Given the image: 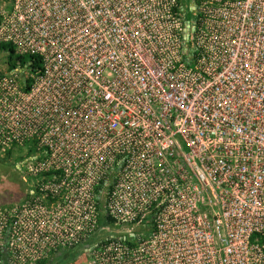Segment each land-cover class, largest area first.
Masks as SVG:
<instances>
[{
	"label": "built area",
	"instance_id": "1",
	"mask_svg": "<svg viewBox=\"0 0 264 264\" xmlns=\"http://www.w3.org/2000/svg\"><path fill=\"white\" fill-rule=\"evenodd\" d=\"M9 2L40 69L0 74V154L31 150L0 264H264V0H188L187 59L178 0Z\"/></svg>",
	"mask_w": 264,
	"mask_h": 264
},
{
	"label": "rangeland",
	"instance_id": "2",
	"mask_svg": "<svg viewBox=\"0 0 264 264\" xmlns=\"http://www.w3.org/2000/svg\"><path fill=\"white\" fill-rule=\"evenodd\" d=\"M183 13L185 18L190 20L192 12L189 10V4L185 1L182 3ZM0 8L5 11L10 10L9 0H0ZM8 56L0 52V74L7 75L11 71H8L9 67L7 64ZM29 149H17L11 153V156L7 157V160H1L5 155L0 154V206L1 207H11L17 204L18 202L26 198V190L28 182H25L23 179L27 180L23 170L22 164H24L26 158L29 157ZM17 156L19 160L17 161ZM13 163V164H12ZM100 226L106 227L105 233L96 235L92 237L89 241L90 245H93L97 240H100L106 236L116 234L121 232L123 234V229L118 225H105L100 223ZM89 246V245H88ZM87 255L84 252H81L79 256L67 263V264H86Z\"/></svg>",
	"mask_w": 264,
	"mask_h": 264
},
{
	"label": "trees",
	"instance_id": "3",
	"mask_svg": "<svg viewBox=\"0 0 264 264\" xmlns=\"http://www.w3.org/2000/svg\"><path fill=\"white\" fill-rule=\"evenodd\" d=\"M189 3L188 0H178V6L182 7V3ZM190 6V5H189ZM182 22L188 21L185 18V14L181 13ZM184 42H182L183 44ZM183 56L187 59V56L192 54L191 44L190 42L183 44ZM0 52L2 54H6L8 56L7 64L8 71H11V74H14L20 78H23L24 81L21 83V88L23 90L28 89L30 83V75L37 72L40 69V61L36 56H20L15 54L13 48L10 45L1 44ZM29 148V152H30ZM11 156L10 151L6 152L5 157L1 160H7V157ZM19 156H17V161L19 160ZM22 161V160H21ZM13 164V163H12ZM104 219L107 222H110L109 219ZM261 243L264 244V235L260 239ZM79 254H81L78 250H65V251H56L51 253L46 259L42 260L39 264H67L73 260H75Z\"/></svg>",
	"mask_w": 264,
	"mask_h": 264
},
{
	"label": "water",
	"instance_id": "4",
	"mask_svg": "<svg viewBox=\"0 0 264 264\" xmlns=\"http://www.w3.org/2000/svg\"><path fill=\"white\" fill-rule=\"evenodd\" d=\"M181 10L183 11V8H181ZM189 10L193 11L194 7L193 6L189 7ZM192 31H193L192 23L190 21H185L183 31H182V40L184 43H188ZM22 81H24L23 78H22Z\"/></svg>",
	"mask_w": 264,
	"mask_h": 264
},
{
	"label": "flooded vegetation",
	"instance_id": "5",
	"mask_svg": "<svg viewBox=\"0 0 264 264\" xmlns=\"http://www.w3.org/2000/svg\"><path fill=\"white\" fill-rule=\"evenodd\" d=\"M189 4V3H188Z\"/></svg>",
	"mask_w": 264,
	"mask_h": 264
}]
</instances>
